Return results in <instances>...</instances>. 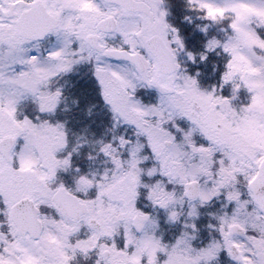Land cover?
<instances>
[{"label": "snow or ice", "instance_id": "obj_1", "mask_svg": "<svg viewBox=\"0 0 264 264\" xmlns=\"http://www.w3.org/2000/svg\"><path fill=\"white\" fill-rule=\"evenodd\" d=\"M175 6L0 0V264H264V0Z\"/></svg>", "mask_w": 264, "mask_h": 264}, {"label": "rangeland", "instance_id": "obj_2", "mask_svg": "<svg viewBox=\"0 0 264 264\" xmlns=\"http://www.w3.org/2000/svg\"><path fill=\"white\" fill-rule=\"evenodd\" d=\"M176 6L175 8L173 9V11L175 12V19H174V23L178 24L180 27H181V30L183 33H185L186 35L189 33V32H192V28H193V25L191 24H188L187 22H182L181 19H180V16H181V8H180V0H174ZM212 31H215V29H210V32ZM206 39V37L204 36L203 33H201L199 30H196L194 32V34L192 35H188L187 36V46L188 47H193L195 45L196 48H200L202 47V41ZM218 58L215 57L214 55H210L209 57V62L207 63H202L201 65H199L201 68H202V71L204 73L203 75V81L205 83H210V82H213L215 80V75L216 74H212V63L211 61L212 60H217ZM80 74L81 73H84L88 75V77L92 78L93 81L95 82V79L94 77H92L91 73L90 72H86V69H85V66H80V69L76 72V74ZM75 74V76H76ZM70 81H72V77L71 78H68ZM61 83H63V80L61 81ZM66 88L69 89L66 85ZM150 90L151 89H140L139 91H142L143 93H141V98L145 99L146 101L150 98V97H154L156 93H150ZM98 98H100L98 96ZM71 103V102H69ZM102 105V100L100 98V103H99V108H101L102 110H105V117L107 118L104 122L106 123L107 120H108V117L110 114L107 113V110L102 108L101 107ZM86 119V118H85Z\"/></svg>", "mask_w": 264, "mask_h": 264}, {"label": "trees", "instance_id": "obj_3", "mask_svg": "<svg viewBox=\"0 0 264 264\" xmlns=\"http://www.w3.org/2000/svg\"><path fill=\"white\" fill-rule=\"evenodd\" d=\"M71 82H74V85H72V86L67 85V87L69 88L68 92L70 93V101L69 102H71V96L72 95H78V96H80V105H79V109L74 108L73 112L70 113L69 115H71L73 117V119L71 121L73 126L78 127L79 125L76 123L77 119L82 117L80 119V120H83V121H81L82 123H86L88 121V119H90L89 117L84 116L83 109L86 106V104L89 101H100V98H98V95H96L95 82L93 80H90V78L83 77L81 79H78L77 81L73 80ZM97 108H99V104H97ZM94 115L96 117V120L99 121L98 120V113L96 111H94ZM94 127H95V125H94Z\"/></svg>", "mask_w": 264, "mask_h": 264}]
</instances>
